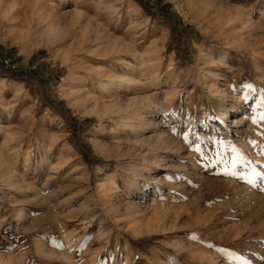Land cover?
Returning <instances> with one entry per match:
<instances>
[{
    "label": "rangeland",
    "instance_id": "obj_1",
    "mask_svg": "<svg viewBox=\"0 0 264 264\" xmlns=\"http://www.w3.org/2000/svg\"><path fill=\"white\" fill-rule=\"evenodd\" d=\"M28 2L25 26L43 30L0 43V156L14 152L31 183L27 193L0 192V253L42 242L74 264H184L171 249L183 244L205 253L198 264H264V182L250 185L244 169L225 175L230 163L216 166L207 143L222 140L226 159L235 149L264 165V121L252 122L264 113V38L223 32L213 22L218 0H124L115 21L112 0H47L54 20L42 0ZM232 5L253 19L264 14V0ZM97 32L101 40L84 52ZM113 43L159 64L121 92L145 112L131 133L65 93L78 82L80 57L87 68L122 70L116 55L102 57ZM193 75L195 84L186 80ZM33 143L36 159L25 147ZM49 189L61 195L45 202Z\"/></svg>",
    "mask_w": 264,
    "mask_h": 264
},
{
    "label": "clouds",
    "instance_id": "obj_2",
    "mask_svg": "<svg viewBox=\"0 0 264 264\" xmlns=\"http://www.w3.org/2000/svg\"><path fill=\"white\" fill-rule=\"evenodd\" d=\"M124 0H112L108 5L111 11L110 20L115 21L119 19V13L122 8ZM222 11L220 19L215 20L220 29L228 33L234 31L239 37H242L245 42L249 38L255 39L257 36L264 38V14L259 18L253 19L251 9L242 5H232V0H218L217 7H221ZM33 5L28 0H0V43L4 44H22L23 41L31 39L33 35L37 34L39 30H43L45 23L37 24L32 22L31 29L25 26L24 13ZM41 8L49 20H54L55 16L50 15L51 7L47 0H42ZM85 18H87L85 16ZM94 41V36L90 37ZM98 42H94L90 47H95ZM83 75V73L81 74ZM191 80L196 83L195 76H190L186 80ZM152 81H147L145 86L150 87ZM85 87L97 88V82L93 77L86 80ZM118 89V88H116ZM111 90V89H110ZM109 90V92H110ZM97 91L99 89L97 88ZM127 119L129 126L125 129L126 132H133L137 130L141 123L145 120V112L138 111L128 113ZM25 147L32 153L34 159L38 158V145L33 143L26 144ZM21 158L27 159L20 153ZM29 171H22L16 168L15 153H5L0 157V192L11 189L20 191L21 193L28 192V186L31 183L28 181ZM68 184H73L74 181L69 179ZM61 195L59 191H52L49 189V196L44 198L45 202L51 198L54 201ZM63 203V201H61ZM177 258H184V264H198L202 255L205 253L199 250L197 246H185L183 244H176L171 248ZM0 258L3 259L4 264H51L55 261L57 264H74L72 258L65 252L60 253L53 249L47 248L42 242H37L34 246L24 249H14L10 253H0Z\"/></svg>",
    "mask_w": 264,
    "mask_h": 264
},
{
    "label": "bare ground",
    "instance_id": "obj_3",
    "mask_svg": "<svg viewBox=\"0 0 264 264\" xmlns=\"http://www.w3.org/2000/svg\"><path fill=\"white\" fill-rule=\"evenodd\" d=\"M37 4L38 3H36V5ZM33 8H30V9H33ZM52 8H54V7H52ZM52 12H54V11H52ZM49 28H50V26H49ZM99 34L100 33H98V32L96 33V37L94 38V41L91 40L90 42L84 44L87 47V49H83L84 52H88L92 48L89 45H91L92 43H94L96 41L101 40V37ZM103 39L104 38H102V40ZM100 43H101V41H100ZM125 46L123 47V45L120 46L119 44L113 43L110 46V49H108L109 47L107 46L106 51L104 52V54L102 56V57H106V56L112 57V56L116 55L117 57H112L111 61L116 60L117 62L120 63L121 67L117 65L118 67L122 68V70H120V72L117 69H114V70H111V69L105 70L104 69L103 70V68L102 69H94L92 67L87 68L86 66H88V65H86V66L84 65V63L87 62L85 60V57H80V60H79L78 65H77L78 72L75 71L79 75L78 77H76L78 82L76 83L75 81H73L76 84L75 85L73 84L74 86L70 87L69 92H68V89H66V91H65L66 94L68 93L69 95H72L74 97V99H76L77 102H80L81 104H83V106H86V105L89 106V104L92 105L93 107H92V110H90V111L95 112V113H100L101 115L104 116V118L106 117V119L109 122H111L113 125H116L119 128L121 127L124 130L129 126V121L127 119V115H128V113H130V109L134 108V112H138L139 107L137 106L138 99H136V98H133V99L130 98L126 101H122L120 98L121 92L123 93V91L125 89L129 88L130 86H132L134 88H138V82L140 83L141 76H142V78L144 75L146 77L147 73L150 70L159 68V66H158L159 64H157V65L154 64L152 62L153 57L149 56V54H147V55L138 54V53H136V50H129L127 47L125 48ZM131 49H133V48H131ZM122 52L129 53L131 55L134 63L132 62L133 63L132 64L131 62L124 59L122 57V54H121ZM83 58H84V60H83ZM90 62H91V60H90ZM117 66L115 65L116 68H117ZM75 69H77V68H75ZM75 69H73V71ZM155 71L156 70L149 72L150 73L149 77H151V73H156ZM82 73H83V75H81ZM73 75H75V74H73ZM93 77L95 78V80L97 82V88L100 89L101 92L103 91V93H104L100 97L96 96L97 94H95V91L97 90V88H89V87L84 86L85 81L90 80ZM70 79H72V78H70ZM73 79H74V77H73ZM148 79L150 80V78H148ZM115 87L118 89H116ZM109 90H110V92H109ZM149 102H150V100H149ZM225 117H226V114H225ZM140 144H142V143H140ZM151 149H152V147H151ZM100 187L102 188L103 191H106L105 185L103 187L101 185ZM0 261H2V260H0Z\"/></svg>",
    "mask_w": 264,
    "mask_h": 264
},
{
    "label": "snow or ice",
    "instance_id": "obj_4",
    "mask_svg": "<svg viewBox=\"0 0 264 264\" xmlns=\"http://www.w3.org/2000/svg\"><path fill=\"white\" fill-rule=\"evenodd\" d=\"M259 119L261 121H264V113H261L259 117H253L252 122L255 124L256 120ZM210 145L215 146V151L212 152L211 160H213L216 164V166H219L221 163H223L226 167L229 165L231 166L232 171L231 172H225V175H235L237 169H244L246 174L248 175L247 183L255 184L256 180L259 179L261 182H264V165H256L252 160L246 158L243 155L237 154L235 149L231 150L230 160L226 159L223 155V151L226 150V146L224 144V141L222 140H210L207 142ZM192 150L200 153L201 158H203L204 155L207 153L204 152L202 146H194L192 147ZM261 155L264 156V149L261 150ZM261 170H257V169ZM264 190V189H262ZM191 240H196L197 237L191 236L189 237ZM52 247L57 249L58 251H69L70 249L65 248L63 244H57L55 242H52ZM208 248H212V245H207ZM218 251H221L218 249ZM237 260H240V257H236ZM170 264H176L175 259L171 258ZM242 264H248L247 260H243Z\"/></svg>",
    "mask_w": 264,
    "mask_h": 264
}]
</instances>
